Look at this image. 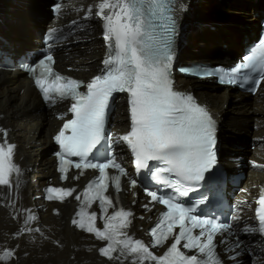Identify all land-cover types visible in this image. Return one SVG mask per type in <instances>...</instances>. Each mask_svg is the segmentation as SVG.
<instances>
[{
  "label": "snow or ice",
  "instance_id": "obj_1",
  "mask_svg": "<svg viewBox=\"0 0 264 264\" xmlns=\"http://www.w3.org/2000/svg\"><path fill=\"white\" fill-rule=\"evenodd\" d=\"M146 2L157 6L161 14L166 11L168 13V23L164 24V27L168 29L170 38L158 56L149 55L143 47L138 51L136 47L140 43L138 38L144 34L142 6ZM172 3L173 0H101L97 5L96 15L105 21L104 39L110 42L111 53L104 61L105 73L83 85L87 89L86 92L78 90L82 87L80 82L53 72L48 63L53 60L51 55L47 56L46 60H41L36 67L29 69L34 74L35 84L46 102L54 104L57 100L73 101L70 111L75 118L64 123L54 137L61 149L57 156L61 161L60 171L65 174L62 179H67L65 166L73 165V161L68 157L80 158L79 162L74 164L77 169H98L100 175L88 185V189L95 186L102 214H107L108 207H113L112 198L104 195L109 186L108 181L120 191V178L127 175L125 169L116 162L115 156L98 163L88 159L97 144L106 139V109L114 92L129 93L131 130L118 138L109 135L108 145L111 148L113 139L126 143L137 169L147 168L149 161L159 160L172 165L176 174L184 181L198 183L205 179V173L209 172L216 162L215 123L212 116L205 108L196 104L191 95L176 92L171 85L169 68L174 55L171 35H174L176 30L175 20L171 15ZM105 9H109V13L106 14ZM59 10L60 6L56 5L54 11ZM88 12L91 14L92 8H89ZM261 52H264V40H261L257 49L246 55L243 62L233 68L230 74H226L230 76L227 83H235L231 77L241 69L256 73L257 76L253 79L257 85L264 81V54H259ZM37 68L42 69L38 75ZM247 79L248 77H245V80ZM221 81L224 82L223 77ZM0 132L3 133V140L0 142V185H4L9 184V176L13 172L19 174L20 169L13 162L15 145L8 142L5 130L0 129ZM66 132H70V135H66ZM109 168L115 169L118 175L109 176L106 172ZM135 183L134 180L131 181L132 186H135ZM183 188L184 185L177 181L175 191L180 196L186 195ZM47 191L50 193L49 199L53 198L51 194H57L56 198L62 201L65 196H70L74 189L49 188ZM148 195L168 209L150 233L154 246H162L172 237L173 242L163 256L153 255L144 242L132 239L126 232L121 231L130 226L128 217L132 215L123 209L107 218L103 230L95 227V213L89 215L90 223L87 226L78 220H73V224L94 233L97 239L107 241V246L101 248L100 252L109 260L134 257L131 264H137V260L141 264L144 260H152L156 264H222L215 252L214 236L217 232L229 231L231 225L192 215L194 209L186 208L184 204L177 202L175 197L164 198L155 192H149ZM76 199L79 200L80 196ZM256 203L258 227L246 228L245 231L264 236V190ZM118 217L119 223L113 224L112 221ZM34 219V216L29 215L24 221L25 225ZM177 227L179 232L173 235ZM197 228L200 232L194 235L193 231ZM25 230L32 229H21V232ZM182 241L183 249H196L198 255H185L178 247ZM236 247H239V244ZM112 253L119 255L113 257ZM13 255L11 250L4 251L0 255V264H6Z\"/></svg>",
  "mask_w": 264,
  "mask_h": 264
},
{
  "label": "bare ground",
  "instance_id": "obj_2",
  "mask_svg": "<svg viewBox=\"0 0 264 264\" xmlns=\"http://www.w3.org/2000/svg\"><path fill=\"white\" fill-rule=\"evenodd\" d=\"M29 1L37 3L38 9L29 14L27 10H23L27 13L19 11L17 15L21 19L15 16L13 20L39 31L43 27L28 26L27 20L32 19L38 11L44 10L46 7H48L49 13L52 5L38 0ZM29 1H17L19 5L13 4L9 10L19 9ZM175 1L176 10L173 19L175 20V32L178 33L179 25L182 24V12L188 14L192 22H197L195 16L200 17L201 21H205V12L213 13L220 3L226 5L229 0H219L220 3L217 0ZM100 2L101 0H77L66 5L65 12L69 15L64 22L68 24V29L65 30L66 34L62 35L63 39L60 38L56 41L57 44L65 46L66 53L60 54L58 57L56 68L59 71L69 72L78 78L89 79L101 67V62L96 60L97 56L95 55V51L101 49L103 45L101 42L103 40L102 28L99 26L96 15L97 5ZM234 2L233 6L238 5L236 7L238 10L232 11L228 16L232 19L231 21L237 23L242 20L256 21L253 4L255 2L264 4V0H234ZM89 8H92L91 14L88 12ZM105 10L108 13L110 11L109 9ZM1 15L0 18L4 19ZM49 18L50 14L48 18L45 17L43 22L45 25L47 24V30L58 26L50 24ZM226 18L227 16L222 18L221 22ZM73 22L75 24L80 22L82 25L72 28ZM221 22L207 23V29H215V33H221L219 29ZM188 31L189 29H186L182 33ZM232 31L234 30L232 29ZM13 32L16 31L13 30ZM206 32L213 33L214 31ZM193 41L195 40L189 43H193ZM197 47L202 51L209 49L206 44H200ZM17 49L22 50L23 48L18 46ZM236 51L239 53L225 52L220 55V58L224 59L223 64L234 63V57H240L241 51L243 53L241 48ZM100 52L102 55V50ZM209 52L211 53L212 50L210 49ZM188 54L184 53L182 58L189 56ZM204 61L211 60L195 58L190 63H204ZM175 80L178 88L191 90L190 92L198 99L199 103L206 105L216 117H221L220 126L224 123L228 130L227 132L223 130V141L229 151L234 152L236 148L246 150L248 146L251 150V147L257 143L241 139L246 137L249 132V138L252 140L264 138V81L261 84L262 93L252 100H247L244 95L235 93L234 90L217 88V90L209 92L207 89H212V85L197 83L195 86L185 78ZM41 108L44 107L39 95L23 71L15 70L12 73L0 74V122L7 132L8 142L15 145L14 163H18L20 169L19 174L12 173L9 176V184L0 185V255L8 250L14 253L6 264H131L132 261L122 258L108 260L100 255V249L104 243H101L93 235L87 234L78 225L73 224V220H78L79 210V205L75 201L71 200L68 204L44 201L43 189L50 180H57L58 177L54 159L46 158V155L48 156L53 134L61 122L53 115L54 111L60 107L49 108L47 112L42 111ZM125 127V117L120 116L117 126L112 130ZM252 158L264 163V144L253 153ZM231 165L233 163L229 161L227 166ZM33 179L36 181L34 182ZM83 181L81 179L77 185L82 184ZM262 181H264V170L251 169L247 173L246 184L248 187L246 191L238 194L235 198L240 203L238 216H242L243 221L250 220L254 216V207L247 200L250 201L254 196L252 186L258 188ZM35 195L41 197L37 200ZM119 198L121 205L132 214L131 235L146 239L145 231L151 224L149 219L152 216L147 215L145 220L142 219L143 213L140 208L143 203L135 202L132 194L127 192V188L119 194ZM29 215L34 216L35 219L25 225L24 221ZM102 225L100 222V226ZM21 229L32 230L21 232ZM35 229H39V231ZM137 264H141V262L137 260ZM142 264L148 263L143 261Z\"/></svg>",
  "mask_w": 264,
  "mask_h": 264
},
{
  "label": "rangeland",
  "instance_id": "obj_3",
  "mask_svg": "<svg viewBox=\"0 0 264 264\" xmlns=\"http://www.w3.org/2000/svg\"><path fill=\"white\" fill-rule=\"evenodd\" d=\"M29 1V0H28ZM19 5L18 3H17V1H13L12 2V0H5L1 5H0V14H2L1 15V17H3L4 18V20L2 19V18H0V19H2L3 21H2V24H3V26H4V28L7 30V34H10L12 37H14L15 39H17L20 35H22V37H21V40H24L25 41V43L22 45V46H25V47H27V46H29V47H27L28 49H35L36 48V46L37 45H39L40 44V40H41V35H37V37L33 40L32 39V36H33V34H37V32H36V29H33V28H29V27H27V26H25L24 25V23H20V22H18L17 20L15 21V20H13L14 19V17L15 16H17V17H19L17 14H18V12L20 11L21 13H23V12H26V11H23V10H27V11H29L28 12V14L29 13H31L32 11H35V10H37L38 9V6L36 5L37 3H35V2H27V3H25V4H23L22 6H21V8H19V9H14V10H12V11H10L9 10V8H10V6H12V5ZM36 5V6H35ZM52 6H55L54 4H52ZM32 8V9H31ZM47 8L48 7H46L44 10H40V11H38L36 14H35V16L32 18V19H28L27 21L29 22V24H28V26L29 25H32L33 27H35V26H40V27H47V24L45 25L43 22H44V19H45V17L46 18H48L49 17V13H48V11H47ZM49 10V9H48ZM235 10H238L236 7H234V6H230L226 11H230V12H232V11H235ZM50 11V10H49ZM256 11V10H255ZM4 13V14H3ZM27 13V12H26ZM256 14H257V11H256ZM20 18V17H19ZM21 19V18H20ZM9 20L11 21V22H9ZM9 22V23H8ZM251 22H253V21H251ZM197 25H199V24H197ZM19 26H20V28H19ZM99 26H101L100 24H99ZM13 30L14 31H16V32H13ZM199 33H200V35H199ZM208 32H205L204 30H203V26H198V32L197 33H194L193 34V36L192 37H194V40H195V42H194V44H198V45H200V44H206L208 47H209V49L208 50H206L207 52H209V50L211 49L213 52H214V50L217 48V47H215L213 44H217L219 41H222V40H224V39H227V37H228V33H215V32H213V33H208ZM199 35V36H198ZM233 36H235V37H238V36H236V35H233ZM100 37V36H99ZM198 37V38H197ZM238 38H240V37H238ZM232 40H233V44L235 45V43H236V40H238V39H234V38H232ZM251 40V39H250ZM62 48H63V50H62V54L63 53H65V46L64 45H62ZM199 50V48H197L196 49V54H198V56H200L199 54H200V51H198ZM205 51V50H204ZM227 52H229V51H227ZM237 53H239V51L237 52ZM237 53H234V54H237ZM182 54H184V52L182 53ZM182 54H181V56H182ZM241 54H242V51H241ZM241 54H239V55H241ZM56 55H57V59H58V56L60 55L59 54V52L57 51L56 52ZM237 57H239V56H237ZM237 57H234V61H235V58H237ZM195 58H198L197 56H195V57H193V58H191V59H189V62L190 61H192V59H195ZM205 58V57H204ZM198 61H200V60H198ZM224 62V59H218V60H216V61H209V62H207V61H204V63L203 64H205V63H207V64H209V65H211V64H222ZM191 83L192 84H194L195 86L197 85V83H199V82H197V81H191ZM203 84H208L209 85V83H207V82H203ZM215 89H217V88H215L214 86H213V88L212 89H207V91H209V92H211V90L212 91H214ZM201 90V89H200ZM262 90L263 89H260V91H259V93H258V95H260L261 93H262ZM195 92V91H194ZM257 95V96H258ZM247 100H252V98H248ZM41 110L42 111H44V108H41ZM227 118H229V117H227ZM223 130H227V127L225 128H223ZM223 130H222V132H223ZM228 131V130H227ZM249 135H250V132L248 133V135L246 136V137H243V138H241L242 139V141H246L247 139L248 140H250L251 142H256L257 144L254 146V150H250V148H249V146H248V148L245 150V149H241V150H238V148H236V150H234V152H231V151H229V149L227 148V146H225L224 145V141H223V135H222V140H221V147H220V159L223 157V152H222V149H224V150H226V153H225V160H226V163L227 164H229V161H230V159H231V157H232V155L231 154H234V156L233 157H235V158H238L239 157V155H241V154H249L250 155V159L251 160H255V161H259L258 159H256V158H252V155H253V153L254 152H256L257 150H258V148L262 145V144H264V138H256V139H254V140H252V139H250L249 138ZM238 140V139H237ZM237 140H235V141H237ZM233 146V145H232ZM237 154H239L238 156H237ZM50 157V155H46V158H49ZM232 157V158H233ZM260 164L262 163V162H259ZM255 168H262V167H255ZM262 169H264V168H262ZM251 169H249V171H250ZM34 180V179H33ZM32 180V181H33ZM36 180H34V182H35ZM246 181H247V175H246V179H245V182L243 183V189L244 188H246V187H248V185L246 184ZM51 183H52V181H50ZM252 191H253V194L255 195V186H252ZM36 196V195H35ZM38 199V198H37ZM251 202L253 203L254 202V196H253V198H252V200H251Z\"/></svg>",
  "mask_w": 264,
  "mask_h": 264
},
{
  "label": "water",
  "instance_id": "obj_4",
  "mask_svg": "<svg viewBox=\"0 0 264 264\" xmlns=\"http://www.w3.org/2000/svg\"><path fill=\"white\" fill-rule=\"evenodd\" d=\"M5 0H0V3H3ZM12 1H21V0H12ZM24 1V0H23ZM41 1L43 3H46L48 5H52L56 2V0H38ZM219 3L220 1L217 0ZM234 0H229L226 5H224L223 3H220L216 8V11H214L213 13H209V12H205L206 15V20L205 21H201V18L196 16L197 21H201L204 23V25H208L207 23H216V21H222V18H225L227 16V18L221 22V26H219V29L221 31H230L232 33H234L235 35H237L238 37H229L227 39H224L222 41H219L217 43V54L214 55V59L218 58L220 55H223L225 53V48H229L231 52H235L236 49L241 48L244 43L246 38H250L252 35H255V42L258 43L259 40L261 39V25L264 22V4L260 3V2H255L253 4V11L255 13V16L257 18L256 21L250 22L248 20H242L241 22L237 23V22H233L231 21L232 19L228 16L231 12L230 11H226L230 6H233ZM238 5L234 6L237 7ZM223 7V8H222ZM222 8V9H221ZM257 14H256V11ZM223 13V14H222ZM189 24V21L187 19V17L184 15V12H182V24L179 25V32H183L184 30L187 29ZM212 25V24H211ZM217 25V24H216ZM211 29V28H210ZM232 29L234 31H232ZM205 31H208L207 27H205L204 29ZM43 31H45V28H41L40 31L38 32V34L42 33ZM234 39H238L236 40L235 45L232 43ZM242 42V44H241ZM218 55V57H217ZM208 58H210V55H208ZM248 162V158L244 157V168H246Z\"/></svg>",
  "mask_w": 264,
  "mask_h": 264
}]
</instances>
